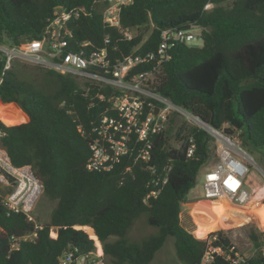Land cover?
I'll use <instances>...</instances> for the list:
<instances>
[{"label": "trees", "instance_id": "16d2710c", "mask_svg": "<svg viewBox=\"0 0 264 264\" xmlns=\"http://www.w3.org/2000/svg\"><path fill=\"white\" fill-rule=\"evenodd\" d=\"M106 7V0H0V45L41 38L58 8L79 12L68 24L73 51L84 42L100 49L109 37L111 56L119 59L155 51L164 30L196 27L202 44L176 46L152 90L237 135L243 148L264 151V0H133L122 9L121 29L149 32L130 41L103 24ZM0 80V146L13 167H30L44 197L56 204L50 222L36 230L0 203V264H59L64 253H93L99 244L110 264H151L169 238L180 262L201 260L207 243L185 229L181 204L214 158V141L204 130L173 112L151 149H144L148 162L134 153L110 172H90L93 128L116 115L107 99L111 90L19 62L4 72L1 59ZM143 215L158 233L129 243ZM33 232V241L10 251L12 237ZM250 238L258 248L260 238ZM215 244L231 246L221 232Z\"/></svg>", "mask_w": 264, "mask_h": 264}, {"label": "built area", "instance_id": "2783aa9c", "mask_svg": "<svg viewBox=\"0 0 264 264\" xmlns=\"http://www.w3.org/2000/svg\"><path fill=\"white\" fill-rule=\"evenodd\" d=\"M132 1L106 0L103 15V24L108 29L121 30L127 41L136 35L133 30L121 29V12ZM210 8L209 4L205 7ZM78 17V11L58 8L41 38L26 40L20 46L0 45V59L4 61V72L19 62L71 75L82 82L111 90L107 99L112 102L116 115L105 116L93 128V139L89 143L91 156L86 169L90 172H110L125 157H132L134 153L137 154L136 160L148 162L150 157L144 149H151L152 138L166 129L170 115L176 112L190 125L204 130L215 144L216 163L203 174L202 198L245 206L251 199L247 178L255 161L246 153L238 138L205 123L192 112L174 105L152 90L160 69L171 60L173 49L180 44L193 46L197 42L202 43L200 34L193 28L167 29L161 33V43L155 51L119 59L111 56L109 37L105 38L100 49L84 42L77 46L76 51L72 50L73 34L68 24ZM145 66L148 68L139 70ZM99 98L104 100L106 96L101 94ZM194 149V144L188 147V158L193 156ZM0 169L3 172L0 190L4 187L8 191L5 194L0 192V203L12 213L25 215L29 222L35 224L36 230L40 229L33 211L43 191L41 183L29 166L13 167L2 150ZM36 236L37 233L33 232L21 238L12 237L10 251L16 250L21 242L33 241ZM216 240L217 237H214L207 243L204 255L196 264H264V239L249 257L241 255L232 244L216 245ZM59 264H107V261L99 244L93 253L66 252L59 259Z\"/></svg>", "mask_w": 264, "mask_h": 264}, {"label": "rangeland", "instance_id": "374dc122", "mask_svg": "<svg viewBox=\"0 0 264 264\" xmlns=\"http://www.w3.org/2000/svg\"><path fill=\"white\" fill-rule=\"evenodd\" d=\"M193 30L198 35L200 34L198 28L193 27ZM148 32V27L133 30L135 35L147 34ZM201 44V42L196 43L198 46ZM235 137L238 138L237 135ZM0 150L3 151L1 146ZM244 150L255 161L247 178L250 201L245 206L238 207L225 202L207 201L202 198L203 174L215 165L216 159L214 157L202 168L196 186L181 204V217L185 229L193 234L197 240L208 243L217 237L218 232H221L241 255L249 257L257 249L250 235L258 236L259 242L264 239V151L247 148ZM1 174L0 172V176ZM0 192L5 194L8 191L7 188L3 187ZM55 207L56 204L48 201L42 192L33 211L36 222L40 225L49 223ZM77 229L90 232L89 227H77ZM157 233L158 229L148 225L147 216L143 215L132 227L126 239L129 243H141L144 239ZM174 244V238H169L151 264H183L175 256ZM107 264L110 263L107 262Z\"/></svg>", "mask_w": 264, "mask_h": 264}]
</instances>
